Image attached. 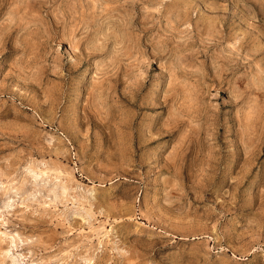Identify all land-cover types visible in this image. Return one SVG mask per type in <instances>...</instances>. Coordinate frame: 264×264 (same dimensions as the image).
I'll return each instance as SVG.
<instances>
[{"label":"rangeland","instance_id":"obj_1","mask_svg":"<svg viewBox=\"0 0 264 264\" xmlns=\"http://www.w3.org/2000/svg\"><path fill=\"white\" fill-rule=\"evenodd\" d=\"M0 264H264V0H0Z\"/></svg>","mask_w":264,"mask_h":264}]
</instances>
